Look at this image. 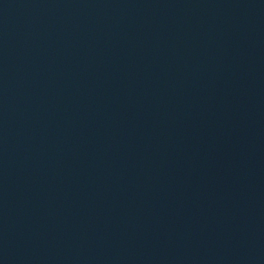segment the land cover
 Returning a JSON list of instances; mask_svg holds the SVG:
<instances>
[{"label":"water","instance_id":"1","mask_svg":"<svg viewBox=\"0 0 264 264\" xmlns=\"http://www.w3.org/2000/svg\"><path fill=\"white\" fill-rule=\"evenodd\" d=\"M0 264H264V0H0Z\"/></svg>","mask_w":264,"mask_h":264}]
</instances>
